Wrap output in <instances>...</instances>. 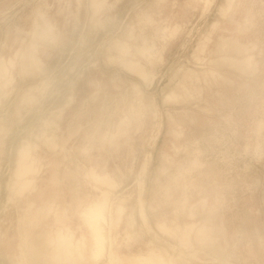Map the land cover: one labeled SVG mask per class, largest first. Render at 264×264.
<instances>
[{
    "label": "rangeland",
    "instance_id": "obj_1",
    "mask_svg": "<svg viewBox=\"0 0 264 264\" xmlns=\"http://www.w3.org/2000/svg\"><path fill=\"white\" fill-rule=\"evenodd\" d=\"M148 250L264 264V0H0V264Z\"/></svg>",
    "mask_w": 264,
    "mask_h": 264
},
{
    "label": "crops",
    "instance_id": "obj_2",
    "mask_svg": "<svg viewBox=\"0 0 264 264\" xmlns=\"http://www.w3.org/2000/svg\"><path fill=\"white\" fill-rule=\"evenodd\" d=\"M222 11H223V13H225L226 12V10L224 9V8H222ZM233 39H235V38H233ZM236 40V39H235ZM237 41V40H236ZM247 58H249V56H247V57H245L244 58V60L245 59H247ZM192 166L193 167H196V166H199V162L198 161H194L193 163H192ZM91 175H95V176H99V177H108L109 179H111L107 174H103V175H97V174H95V173H93V172H91L90 173V176ZM112 180V179H111ZM114 184H115V182H114ZM108 191L109 192V188H107V187H104V189H99V191H100V195L95 199V200H93V201H91V202H89L87 205H85V207L82 209V211L80 212V216H81V218H82V214L86 211V210H88V208L90 207V206H92V205H94V204H96V203H100V202H96V201H99L101 198H103V196H102V191ZM110 193V192H109ZM95 202V203H94ZM139 204H140V216H141V218H142V220H143V222H144V224L146 225V226H148L147 225V220H146V217H145V213H144V210H143V206H142V201H141V199L139 198ZM88 206V207H87ZM123 206V205H122ZM115 207V205H113V208ZM123 208H124V206H123ZM114 213V212H113ZM124 214H125V208H124V212H123V214H122V216H121V218H120V220L118 221V222H116V219H115V215L114 214H112V216H111V219H112V222H109V227H107L106 228V232H105V236H106V243L108 242V240H110V233H111V230H112V228L113 227H117L120 223H121V221H122V217L124 216ZM82 221H83V224H84V226H85V228L87 229V227H86V225H85V223H84V220H83V218H82ZM111 224V225H110ZM156 226H157V228H158V230L159 231H161V232H164V233H168V232H170V234H173L178 228H175V230L174 229H172V228H170V227H168L165 223H163V222H158V223H156ZM160 226V227H159ZM164 228H163V227ZM162 228V229H161ZM194 228H196V230L194 231ZM166 231V232H165ZM190 231V233L191 232H195L196 233V236H197V238L199 239V241L200 242H204V241H202L201 239H200V237L198 236V233L200 232V231H203V232H206L207 233V235H208V238H207V240L205 241V242H207V241H210V229L208 228V227H206L205 225H200L199 227H195L193 224H191V225H188V226H185V228H184V230H183V233H182V235H183V239H187V236L190 234V233H188ZM87 233H88V236L90 235V232H89V230L87 229ZM84 236V235H83ZM91 236V235H90ZM85 237V236H84ZM106 243H105V248H106ZM150 251H154L155 253H158L159 252V250L158 251H155V250H148L146 253H130V254H124V255H121V256H117L118 258H120L121 260H122V264H127L126 263V261H125V257H131V256H137V255H142V256H146ZM105 253H106V250H105ZM110 254H113V252L112 251H109V253H108V257L110 256ZM166 260V259H165ZM167 261V260H166ZM167 263H168V261H167Z\"/></svg>",
    "mask_w": 264,
    "mask_h": 264
},
{
    "label": "bare ground",
    "instance_id": "obj_3",
    "mask_svg": "<svg viewBox=\"0 0 264 264\" xmlns=\"http://www.w3.org/2000/svg\"><path fill=\"white\" fill-rule=\"evenodd\" d=\"M26 160H28V158L26 159ZM22 161H24V159L22 160ZM34 161V160H33ZM33 161H31V162H33ZM24 163H25V161H24ZM21 164H23V162L21 163ZM26 164H31V163H27L26 162ZM25 164V165H26ZM33 164H34V162H33ZM27 167H29L28 165H26ZM30 167L32 168V164L30 165ZM31 170V169H30ZM29 170V171H30ZM98 178V177H97ZM106 178V177H105ZM107 179V178H106ZM99 180H101V177L99 178ZM102 180H104V179H102ZM107 181V180H106ZM105 182V180L103 181V183ZM23 185H25V184H23ZM26 186V185H25ZM106 208V207H105ZM121 209V208H120ZM88 211V210H87ZM87 211H85L86 213H87ZM105 211V210H104ZM120 212H121V210H120ZM84 214V213H83ZM82 214V216H84ZM86 219H87V223H88V225L87 226H89L90 228L89 229H91V233H93V235L92 236H94L93 238H94V241L96 242V246H95V248H97V250H98V254H100L101 255V253L103 252V250H105V249H103L104 247H103V245H102V243H103V238H102V234H103V232H105V231H103L104 229H103V226H102V224L106 221L105 220V215H104V213H103V206H100V205H94V206H92V207H90V210H89V212H88V214L86 215ZM86 223V224H87ZM160 227V226H159ZM163 227V226H162ZM164 228V227H163ZM162 229V228H161ZM160 230V229H159ZM166 232V231H165ZM168 233H170V232H168ZM62 239L63 237H59V235H58V238H57V242L59 243L61 240L60 239ZM92 238V239H93ZM102 238V239H101ZM65 240H66V237L64 238ZM70 239V238H69ZM102 240V243L100 242L101 240ZM59 240V241H58ZM65 240L64 241H61V243L62 242H65ZM203 240H205V238L203 239ZM67 241V240H66ZM69 241V240H68ZM180 242V241H179ZM205 242V241H204ZM67 243H70V242H66L65 244H66V246H63V243H62V246L64 247H61V245L59 246L58 244H57V246H59V248L61 247L62 249H66V248H68V247H70L69 245L67 246ZM73 243V242H72ZM94 243V242H93ZM95 244V243H94ZM180 246V245H179ZM71 247H72V245H71ZM68 250H69V248H68ZM66 252H67V250H65ZM70 251H71V249H70ZM152 252V251H151ZM68 254H69V252H68ZM71 254V253H70ZM69 254V255H70ZM95 254H96V252H95ZM98 254L96 255V256H98ZM152 254L154 255V256H156L155 255V253H151V255L150 254H148L150 257L152 256ZM157 254V253H156ZM148 255H146V261H145V259H142V258H144V257H142V255H137V256H131V261H133V260H135V261H133V263H135L136 264V261H138V262H140L141 260L142 261H144L145 262V264L146 263H150V262H147V259H148ZM158 255H159V257H160V259H161V254H159L158 253ZM157 255V256H158ZM95 256V258H97ZM148 256V257H147ZM127 258V259H126ZM126 258H124V259H126L125 261H127L129 258L128 257H126ZM151 258H153L154 259V257L152 256ZM98 259H99V257H98ZM159 259V260H160ZM155 262H157L158 261V259H156L155 258ZM120 261H122V260H120ZM119 261V262H120ZM130 260H129V262H131ZM141 261V262H142ZM149 261H151L150 259H149ZM117 262V261H116ZM137 262V263H138ZM143 262V263H144ZM155 262H153V260H152V262H151V264H155ZM161 262H162V260H161ZM163 262L164 263H166V260L164 261L163 260ZM132 263V262H131ZM130 263V264H131ZM142 263V264H143ZM128 264V263H127ZM139 264V263H138ZM157 264V263H156ZM159 264H161V263H159ZM169 264V263H168ZM171 264V263H170Z\"/></svg>",
    "mask_w": 264,
    "mask_h": 264
}]
</instances>
